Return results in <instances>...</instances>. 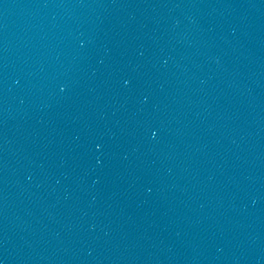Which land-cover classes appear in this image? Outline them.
Listing matches in <instances>:
<instances>
[{"label":"water","instance_id":"1","mask_svg":"<svg viewBox=\"0 0 264 264\" xmlns=\"http://www.w3.org/2000/svg\"><path fill=\"white\" fill-rule=\"evenodd\" d=\"M0 264H264V0H0Z\"/></svg>","mask_w":264,"mask_h":264}]
</instances>
